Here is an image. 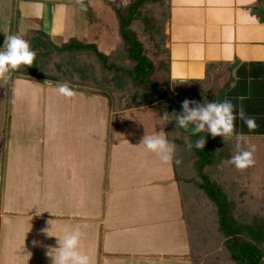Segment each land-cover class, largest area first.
<instances>
[{
	"label": "rangeland",
	"instance_id": "obj_1",
	"mask_svg": "<svg viewBox=\"0 0 264 264\" xmlns=\"http://www.w3.org/2000/svg\"><path fill=\"white\" fill-rule=\"evenodd\" d=\"M132 1L83 0L87 9L84 11L78 0H0V50L6 35L19 34L30 40L31 50L41 56L50 48V41L59 47L69 38L79 40L82 36L78 33L88 29L84 23H89L87 43L108 57L107 65L130 70L117 33L113 7L125 14L122 9ZM166 11L164 0H158L156 4L145 5L140 12L141 18L154 20L153 33L145 34L136 21L126 28L128 39L141 44L143 60L153 63L149 80L106 71L98 60L93 61L96 64L93 68L86 57H65L57 52L39 59L40 71L36 75L40 74L41 78L20 76L12 71L7 80H0V264H52L47 253L50 249L54 253L59 247L57 240L65 228L76 227L84 233L82 251L91 256L93 264H190L176 263L167 257L179 253L183 257L185 245L183 228L175 220L179 207V201L174 203L175 188L168 185L162 186L167 189L162 194L157 191L161 185H167L163 179L156 180L161 179V174L172 173L170 163H163L141 144L144 135H158L161 131L170 142L174 139L170 108L166 103L151 104L159 94L156 88L166 89V83L159 81L168 76L167 53L161 49L166 40ZM64 23L74 26L75 35L67 34L63 38L58 34ZM36 31L47 37H36L33 34ZM39 39L45 47L36 46ZM140 68L141 76L150 75L144 62ZM74 75L83 77L80 82L72 83ZM46 77H55L57 82L48 81L52 86H47ZM58 83H67L75 96H61ZM122 97H128L123 103L127 102L125 105L132 110L121 114L118 103ZM173 101L178 106L174 98ZM178 109L182 114L183 108L178 106ZM165 113L169 121L165 122L164 130L162 114ZM60 158H64L63 162ZM70 167L75 173L71 177L65 173ZM146 174L160 175L151 188L160 187L151 189L148 196L135 194L132 186L118 191L111 188L108 192V184L113 181L126 178L134 185L136 176ZM44 176L50 180L44 181ZM248 176L243 179L245 185H250ZM52 181L55 186L51 189ZM261 181L264 183V179ZM235 189L232 185L227 187L235 216L250 211L263 197L252 192L241 201ZM144 199L154 200V206L145 205ZM34 215L64 222L31 224ZM103 217L109 220L106 236L110 239L105 243L109 246L108 254L105 248L99 253L102 229L96 223ZM32 233L35 235L31 236ZM214 238L222 241L221 235ZM40 246L42 254L37 250ZM219 250L226 259L227 252L221 246ZM161 253L165 256L162 262L138 258L142 254ZM128 255L133 258H127ZM259 264H264V260Z\"/></svg>",
	"mask_w": 264,
	"mask_h": 264
},
{
	"label": "crops",
	"instance_id": "obj_2",
	"mask_svg": "<svg viewBox=\"0 0 264 264\" xmlns=\"http://www.w3.org/2000/svg\"><path fill=\"white\" fill-rule=\"evenodd\" d=\"M164 1L167 10L164 49L165 53H167L168 80L170 85L188 82L194 89H198L201 86L199 84H202L201 90L206 95V99L202 101V104L211 101L223 102L224 100H230L236 105V112L242 107L246 116L255 118L258 127L250 132L244 122L237 116V119L234 121V135L226 141L236 146L237 135H242V149L249 150L250 146H255V152L253 153L255 163L249 167L248 176L251 186L249 183L245 186L249 189L250 193L256 192L263 195L264 183L261 180L264 179V173H261V171L264 170V165H262L264 164V0ZM84 25L88 29H82L78 33L82 37H78L79 40H77L88 42L86 35H89L90 24L84 23ZM62 27L58 34L63 38L67 34L75 35L77 32L74 30L72 24H67L66 26L64 23ZM67 30H71L70 33ZM72 30L74 33H72ZM56 34V32H53V36H57ZM44 36L47 37L46 35ZM46 84L47 86H52L51 83L50 85ZM127 98L122 97L118 103L120 107H118V112L121 114L132 110L127 108L128 105H125L127 102L123 103ZM157 104L153 103L152 105L158 106ZM191 107L197 106L192 105ZM63 160L64 158H60L61 162ZM66 160L68 162L70 158L67 157ZM170 166L172 173L168 171L164 175L161 174L163 178L161 177V179L156 180V182H160L163 179L167 182V185H161V187L156 185L155 188H161V190H157L159 194L167 190L166 188L162 189V186L169 185L175 188L174 203H177L179 201L178 183L175 179L172 163H170ZM71 167L65 172L70 177L73 176L71 174H75L74 170H71ZM156 177H160V175ZM156 177H149L147 174L143 177L141 175L139 177L136 176L134 178L136 181L134 185L133 183H129L126 178H122L117 183L114 181L109 183L107 189L108 192L111 188L114 191H118L122 190L124 186L125 188L132 186L135 194L141 193L148 196L152 193L151 189H155L151 187ZM43 178L44 181L50 180L48 176H44ZM124 180L127 182L124 183ZM54 186L55 183L53 181L50 182V188L52 189ZM148 201L144 199V204H150L151 207L154 206L152 205V201L154 200ZM176 212L177 216L175 220L180 222L185 236L184 255L182 257L180 253L177 255L170 254L167 257L170 261L174 260L176 263H190L180 201ZM34 216L36 218L31 219V224L34 221L40 222V224L45 222L44 225H47L50 221L56 223L64 222V220L46 219V217H41L40 215ZM26 217L27 215L25 216V220ZM147 219L153 222L156 218ZM108 222L109 220L103 217L96 223L102 229L100 236L102 245L99 253L104 252L105 248V252L108 254L107 248L109 246L105 244L110 239L109 236H106ZM131 223L135 229L133 220H131ZM44 225H42V228ZM34 235L32 233L31 236ZM124 237L126 238L125 235ZM177 237L175 236V238ZM40 247L41 249L38 247L37 250L42 254V246ZM36 248L33 246V249L36 250ZM102 256L104 255H101V258ZM112 257L114 258L115 256ZM164 257L163 254H142L138 258L144 261L162 262L164 261ZM127 258L132 259L133 256L128 255Z\"/></svg>",
	"mask_w": 264,
	"mask_h": 264
},
{
	"label": "trees",
	"instance_id": "obj_3",
	"mask_svg": "<svg viewBox=\"0 0 264 264\" xmlns=\"http://www.w3.org/2000/svg\"><path fill=\"white\" fill-rule=\"evenodd\" d=\"M157 2L158 0H133L122 9L125 14L124 12L121 13L120 9L113 7L116 12L115 18L117 19L120 41L123 43L126 63L131 66L130 70L122 66L121 70V68L113 64L107 65L108 57L100 55L93 44L69 39L59 47L49 42L50 48L44 51L41 56L36 55L30 68L27 66L26 69L20 68L17 70V75L41 78L39 77L40 74L36 75L40 71L39 59L42 56H52L54 52H57L61 56L79 55L77 57L82 59L86 57L90 60L93 68L96 67L93 61L98 60V62H101L100 66L106 71L115 70L120 75L131 79L137 76L149 80L148 77L153 75V63L147 61L146 58L143 60L141 44L128 39L126 28L133 21H136L140 23L141 29L145 34L153 33L154 20L150 17L141 18L140 12L145 5H152ZM33 34L39 38L45 37L41 32L36 31ZM132 34L134 35L135 32H132ZM36 43V46L45 47V44L42 45L41 39L37 40ZM161 49L165 53V49L163 47ZM142 62L149 69L148 73L150 72V75L141 76L140 65ZM58 66L61 67V63H58ZM47 73H50V71L48 70ZM74 76V80L70 79L72 83L80 82L82 75ZM45 80L57 82L55 77H46ZM159 81L166 83V89L159 90L157 87L159 94H157L156 99L151 104L158 103L157 105H160L166 103L165 105L170 108L171 113L169 112V114L173 116V121L175 122L171 124L174 135L172 143L176 145L172 168L178 183V197L185 227L190 264H259L264 260V194L259 203L252 205L250 211L235 216L232 201L227 197V187L234 186L239 195L238 200L241 199V201L244 200L243 196L248 197L250 193L243 182V179L248 176L249 169L240 171L229 163L236 154V146L233 143L230 144L229 141H224L221 136L213 138L206 131L193 136L192 129L195 124H190L188 130L177 126L175 117L181 114L178 106L182 107V102L185 99L197 102V104L190 105H203L202 101L206 99V95L201 90L202 84H199L201 86L198 89H194L188 82L185 84L175 83L171 86L167 75L162 79L160 78ZM173 98L177 101L178 106L173 101ZM163 123L165 130L167 127L165 122ZM201 136L206 138L204 149L193 147L188 150L185 141L190 140L194 143ZM177 159L181 161L179 165L175 163ZM214 179L216 181L211 182ZM215 235H221L222 241H216ZM220 246L227 252L226 259L220 256L222 254V250H219ZM210 251L212 252L211 255Z\"/></svg>",
	"mask_w": 264,
	"mask_h": 264
},
{
	"label": "clouds",
	"instance_id": "obj_4",
	"mask_svg": "<svg viewBox=\"0 0 264 264\" xmlns=\"http://www.w3.org/2000/svg\"><path fill=\"white\" fill-rule=\"evenodd\" d=\"M78 3H81L84 11L87 10L86 7H83V0H78ZM35 57L36 52L31 50L29 41L19 34L6 35L3 50H0V80H7L9 73L19 70L21 66L31 67ZM46 83L50 85V82L46 81ZM57 89L63 97L72 98L75 96L74 90L67 83H58ZM190 104H197V102L185 99L182 102L183 113L176 115L175 118L177 126L184 130H188L190 124H195L192 129L193 136L206 131L213 138L221 136L226 141L234 135V121L237 116L244 122L250 132L258 127L255 118L246 116L242 107L236 112V105L230 100H224L223 102L211 101L197 107H190ZM162 120L163 122L169 121L168 113L163 115ZM242 140L243 136L237 135L236 154L229 161L240 171L251 167L255 163L253 158L255 146L252 145L249 150H244L241 147ZM185 143L188 150L193 147L204 149L206 138L201 136L194 143L190 140H186ZM141 144L148 151L156 154L163 163L173 162L176 145L166 138L163 131L158 135H144ZM175 163L179 165L181 161L177 159ZM44 231L47 232L48 236H52L49 234L48 229ZM83 236L84 233L79 227L65 228L62 237H58L57 240L59 247L55 249L54 253L52 252L53 249H50L47 253L51 257L52 264H93L91 256L82 251Z\"/></svg>",
	"mask_w": 264,
	"mask_h": 264
}]
</instances>
